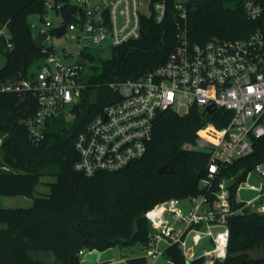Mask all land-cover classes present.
Wrapping results in <instances>:
<instances>
[{
  "label": "trees",
  "instance_id": "1",
  "mask_svg": "<svg viewBox=\"0 0 264 264\" xmlns=\"http://www.w3.org/2000/svg\"><path fill=\"white\" fill-rule=\"evenodd\" d=\"M175 1L167 0L162 23L142 20V34L115 46L100 69L91 73L73 106L74 119L67 125L62 115L48 122L44 137L33 141L23 119L37 109L29 92L0 88V195H23L32 199L29 207H0V264H81L85 250H104L118 245L144 248L150 224L144 213L155 203L170 197H186L202 191L198 179L205 173L206 151H185L181 144L193 141L205 123L220 128L231 113L216 109L205 113L193 105L185 114L173 110L159 113L144 155L116 171L86 176L74 169L78 158L73 142L103 106L118 98L110 81L138 77L164 61L175 43ZM244 0H188V38L204 42L213 36L241 38L256 29L247 18ZM262 2L263 0H257ZM44 10L42 0H0V28L10 33L11 48L2 51L0 85L18 75L31 77L29 66L41 49L33 41L30 14ZM94 66H92L93 68ZM91 68V67H90ZM264 159V137L253 140V150L221 167L219 178L229 179L230 199L236 205V190L253 166ZM167 163L172 172L158 173ZM42 175L55 176L47 195H35ZM258 247L262 254L251 258ZM173 264H201L188 260L177 244L164 255ZM125 264H145L143 254L128 255ZM264 264V215L244 210L229 221L225 259L216 264Z\"/></svg>",
  "mask_w": 264,
  "mask_h": 264
},
{
  "label": "built area",
  "instance_id": "2",
  "mask_svg": "<svg viewBox=\"0 0 264 264\" xmlns=\"http://www.w3.org/2000/svg\"><path fill=\"white\" fill-rule=\"evenodd\" d=\"M42 1L40 14L51 11L56 18L54 22L44 15V29L35 34L41 35L44 62L31 77L18 75L0 85L5 90L29 91L36 98V111L23 119L33 141L41 140L48 122L67 107L74 116L72 108L86 85L83 75L92 66L91 57L105 58L103 53L111 54L115 46L139 39L142 20L162 23L168 8L167 0ZM187 2L175 1V43L164 61L138 77L110 81L108 87L118 98L104 105L73 142L78 155L74 169L91 176L122 169L141 158L162 111L182 115L193 105L205 113L230 111L226 125L217 128L205 123L193 141L181 144L185 151L208 152L205 173L198 179L202 191L170 197L145 211L150 224L148 243L142 248L145 264H156L171 244H177L188 260L201 257V264H216L226 256L230 219L247 209L264 215V159L247 174L255 173L261 181L254 200L234 204L229 179L219 178L223 165L248 155L253 140L264 137V0L243 1L247 18L256 23L254 31L241 38L213 36L204 42L188 38ZM62 25L65 29L57 36L55 29ZM48 33L74 41L75 52L64 50L57 55ZM9 39L10 33L2 26L1 55L12 47ZM209 126L217 133L215 139L201 133ZM188 236L191 242L187 246ZM204 237L210 247L195 257L193 250Z\"/></svg>",
  "mask_w": 264,
  "mask_h": 264
},
{
  "label": "rangeland",
  "instance_id": "3",
  "mask_svg": "<svg viewBox=\"0 0 264 264\" xmlns=\"http://www.w3.org/2000/svg\"><path fill=\"white\" fill-rule=\"evenodd\" d=\"M44 15H48L49 18L55 22V20H56L55 14L51 11L46 13V14H43V15H41L40 13H33V14L29 15L28 20L32 24L31 31L34 35L37 34V32H39L40 30L44 29V26L42 25V17ZM48 34L50 35L49 43H50V45H52V47H54L57 55H61L64 50L70 51L72 53L75 52V42L74 41L70 40L69 38H67L65 36L57 37L53 33L52 34L48 33ZM103 56L105 58L109 57L110 52L103 53ZM43 62H44V59L41 57L36 59L29 66V68H28L29 72L32 74H35L38 71L39 67L43 64ZM3 63H4V56L0 54V67L3 65ZM92 66H94V67L92 68ZM92 66H91V68L86 67V69L84 70L83 78L85 80H87L89 78V76L91 75L92 72L97 73L99 71V69H100L99 59H95L92 63ZM80 95H81V93H80ZM69 109L70 108L67 107L66 111L62 112V116L64 117V120H65L67 125L71 124L72 120L74 119V116L72 115L71 112H69ZM209 128H210V126L207 127L203 131L207 132V131H209ZM54 180H55V176L42 175L39 179V182L37 183L36 189L38 191H41V193H44L50 189L49 183L53 182ZM260 182H261L260 178L257 176V174L250 173L248 176H246L245 180L242 181L240 183V185L238 186V189L236 191V197L240 201H244V202L256 199L258 194H259ZM23 198H25V197H23ZM214 230H216V229H214ZM190 242H191L190 237L188 236L186 239V245L187 246L190 245ZM209 247H210L209 240H208V238L204 237L201 240L200 244L194 248V250H193L194 256L198 257L199 255H201L204 248H209ZM109 249L113 252L114 260H111L105 264H115V263L117 264V261H116L117 256H119V252L123 251L125 249V247L115 245V246L109 247ZM131 250L134 253H140V252L142 253L143 252L142 248L138 245H134ZM101 251H103V250H101ZM83 257H85V252H84V254L80 255V260L83 259ZM157 264H171V261L166 256H162L157 261Z\"/></svg>",
  "mask_w": 264,
  "mask_h": 264
},
{
  "label": "crops",
  "instance_id": "4",
  "mask_svg": "<svg viewBox=\"0 0 264 264\" xmlns=\"http://www.w3.org/2000/svg\"><path fill=\"white\" fill-rule=\"evenodd\" d=\"M36 188H37V185L34 188V194L35 195H40V194L41 195H47L50 192V189H49L48 191L41 193V191H38ZM23 197H25V196H23V195H11V196L0 195V207L12 208V207H29V206H31L32 205V199L28 198V197H25V198H23ZM132 247L133 246L125 247V249L123 251L119 252V256H117V259H116L117 264H125V262H124L125 256L142 254L141 252L140 253H134L131 250ZM84 252H85V257H83V259L80 260L81 264H105L111 260H114L113 252L109 248H107L103 251L92 249V250H85ZM84 252L82 254H84ZM261 254H262V251L258 247H255V248L248 251V255L251 258L259 257V256H261ZM156 264H157V262H156ZM171 264H173V263L171 262Z\"/></svg>",
  "mask_w": 264,
  "mask_h": 264
},
{
  "label": "water",
  "instance_id": "5",
  "mask_svg": "<svg viewBox=\"0 0 264 264\" xmlns=\"http://www.w3.org/2000/svg\"><path fill=\"white\" fill-rule=\"evenodd\" d=\"M64 29H65L64 25L56 28L55 29V34L57 36H60L63 33ZM40 40H41V35H34L33 36V41L35 42V44L38 47L41 45ZM172 171H173V168L171 166H169L167 163H163L161 166H159L157 168V172L158 173H166V172H172ZM218 264H220V263H218ZM241 264H245V262H242Z\"/></svg>",
  "mask_w": 264,
  "mask_h": 264
},
{
  "label": "bare ground",
  "instance_id": "6",
  "mask_svg": "<svg viewBox=\"0 0 264 264\" xmlns=\"http://www.w3.org/2000/svg\"><path fill=\"white\" fill-rule=\"evenodd\" d=\"M201 133H202L204 136H206V137H208V138H211V139H215L216 136H217L216 131L213 130L211 127L209 128V131H207V132L201 131Z\"/></svg>",
  "mask_w": 264,
  "mask_h": 264
}]
</instances>
